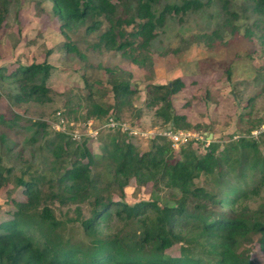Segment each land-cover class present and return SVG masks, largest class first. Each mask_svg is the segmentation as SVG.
<instances>
[{
  "label": "trees",
  "instance_id": "obj_1",
  "mask_svg": "<svg viewBox=\"0 0 264 264\" xmlns=\"http://www.w3.org/2000/svg\"><path fill=\"white\" fill-rule=\"evenodd\" d=\"M49 1L66 37L82 26L87 34H94L108 22L98 46L123 52L138 66H143L146 56L141 52L147 50L167 13L187 14L205 6L201 0H185L181 6L166 5L160 11V0ZM213 1L222 4L229 24L233 13H227L228 0H208ZM252 2L253 11L264 17V0ZM9 5V0H0V31ZM67 47L72 48L73 43ZM51 71L48 63L31 64L19 66L9 75L0 70V77L22 84L20 101L43 103L49 99ZM186 85L178 78L167 85L147 86V107L155 109L156 117L172 132L191 127L173 104L174 96ZM99 92L95 85L85 91L87 119L102 123L116 114L119 120L126 110L141 116L129 82L111 85L113 104L99 99ZM0 121L8 124L3 116ZM260 125H264V117ZM35 126L43 136L42 149L52 157L49 171L57 172V183L54 186L44 173L17 179L26 200L13 201L16 211L12 220L0 225V264H259L252 259L255 245L264 252V201L253 206L264 192V157L257 156V141L240 138L220 152V146L212 141L206 153L199 154L194 140L175 150L167 137L158 134L148 138L150 150L141 152L128 135L118 131L105 138L98 162L85 141L79 146L66 132L49 131L43 122ZM234 152L237 171L232 169ZM66 158L73 161L63 168ZM102 164L109 168L107 181L95 173ZM132 180L142 186L164 185L179 197L164 205L158 201L130 205L125 201V189ZM46 184L57 191L45 194ZM54 200L90 202V215L77 220L78 225H70L57 218L51 207ZM115 221L121 227L113 232ZM176 245L180 256L171 257L168 250Z\"/></svg>",
  "mask_w": 264,
  "mask_h": 264
},
{
  "label": "rangeland",
  "instance_id": "obj_2",
  "mask_svg": "<svg viewBox=\"0 0 264 264\" xmlns=\"http://www.w3.org/2000/svg\"><path fill=\"white\" fill-rule=\"evenodd\" d=\"M183 1L160 0L159 9L162 11L166 5L181 6ZM201 1L205 6L199 10L165 15L147 50L141 52L146 56L143 66H138L123 52L98 46L100 35L109 27L108 22L94 34H87L86 27L82 26L68 32L66 37L49 0H9L7 18L0 31L2 74L9 75L19 66L43 63L50 64L52 71L47 81L49 99L43 103L20 101L22 84L0 77V116L8 122L0 121L3 172L0 225L12 220L16 211L13 201L26 200L17 179L28 180L36 173H44L55 186L57 172L54 175L49 171L52 157L42 149L43 136L35 123H46L49 131H57L62 118L69 137L73 131L86 133V125L91 120L87 119L88 103L83 98L89 85L97 86L99 99L103 97L113 104L111 85L115 81L129 82L135 90V109L142 113L137 118L134 111L126 110L119 120L127 122L135 131L154 137L163 133L166 125L156 117L155 109L147 107V86L167 85L182 78L186 88L174 96L173 104L179 114L186 115L191 125L184 131L204 138L193 144L199 154L206 153L208 142H216L220 152L228 144L247 138L259 143L257 156L264 157V125L259 126L264 117V17L253 11L252 0H228L227 13L233 14L227 24L228 17L220 2ZM120 15L122 13H118ZM69 43H73L70 49ZM104 123L94 122L92 128L97 129ZM111 134L116 133L103 129L96 138L83 134V139L76 144L81 146L85 141L98 161L103 155V142ZM210 135H213L211 140ZM128 138L141 152L151 148L148 138ZM176 153L179 157V152ZM236 159L234 152L232 169L235 171L238 168ZM72 161L66 158L61 166L64 168ZM108 169L102 164L95 173L107 181ZM54 186L46 184L43 191L47 195L57 191ZM125 193V201L130 205L148 201L164 205L179 197L177 191L164 185L142 186L135 180ZM114 198L119 201L118 196ZM263 201L264 192L253 201V206L258 207ZM51 207L59 220L70 225H78L77 220L88 218L91 209L90 202L66 200H54ZM120 227L115 221L112 231ZM76 235H80L77 227ZM168 255L179 257L180 246L168 250ZM252 259L264 264V252L258 245L254 247Z\"/></svg>",
  "mask_w": 264,
  "mask_h": 264
},
{
  "label": "built area",
  "instance_id": "obj_3",
  "mask_svg": "<svg viewBox=\"0 0 264 264\" xmlns=\"http://www.w3.org/2000/svg\"><path fill=\"white\" fill-rule=\"evenodd\" d=\"M58 114H59V116L62 115L61 113H58ZM93 123L94 122H92V121H89L87 123L86 129H88V131H86V133H82V131L71 132L70 137L72 138V140L76 141V142H80V140L83 139V134H87V136H89L90 138H96L97 136H99L100 131L103 129H109L110 131H113V133L121 131V132L125 133L126 135H128L129 137H134V138H137V137L152 138L153 137L152 135H149L148 133H141V132L135 131L134 129L129 127L127 122L118 120L113 115H110L106 119L105 123L97 129L92 128L94 125ZM64 124H65L64 119L60 118L59 122L57 124V130L61 131V132H67L65 130L66 128H65ZM161 134L163 136L167 137L172 142V144H173L172 146L175 150L179 149L182 145L188 144L192 140H194L195 142L204 140V138L202 136H197L190 131H184V130L172 132V131H169L168 129H166ZM208 144H209V142H208Z\"/></svg>",
  "mask_w": 264,
  "mask_h": 264
},
{
  "label": "water",
  "instance_id": "obj_4",
  "mask_svg": "<svg viewBox=\"0 0 264 264\" xmlns=\"http://www.w3.org/2000/svg\"><path fill=\"white\" fill-rule=\"evenodd\" d=\"M169 131H171V127L168 128ZM213 138V135H210L209 139L211 140Z\"/></svg>",
  "mask_w": 264,
  "mask_h": 264
}]
</instances>
